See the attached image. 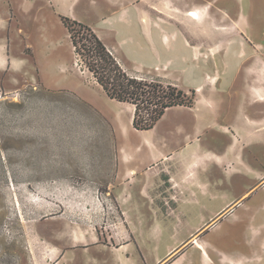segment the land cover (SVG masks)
Masks as SVG:
<instances>
[{
	"label": "crops",
	"instance_id": "1",
	"mask_svg": "<svg viewBox=\"0 0 264 264\" xmlns=\"http://www.w3.org/2000/svg\"><path fill=\"white\" fill-rule=\"evenodd\" d=\"M145 1L46 0L58 13L83 22L75 12L78 3L86 11L98 10V19L85 22L114 54L138 73L194 89L195 102L167 108L146 130L133 127V106L119 102L130 114L128 125L112 119L116 134L125 138L110 181L121 214L120 239L99 242L75 231L76 241L50 248L44 264H69V249L87 251L89 246L110 256L71 264H264V163L255 150L264 146V48L256 47L249 30L239 31L237 13L226 20L235 31L208 33L207 26L218 18L204 17L201 0ZM191 10L199 18H191ZM177 57L193 59L202 73L199 81L182 86L170 76L164 67ZM5 62L0 52V68ZM225 94L234 102L223 111ZM172 110L188 115L165 123ZM209 130L218 135L216 144L205 143ZM131 133L136 141L130 140ZM240 174L245 180L239 192L235 177ZM240 209L248 222L235 225ZM227 214L234 216L231 250L211 239L221 226L218 217ZM223 237L219 232L215 240Z\"/></svg>",
	"mask_w": 264,
	"mask_h": 264
},
{
	"label": "rangeland",
	"instance_id": "2",
	"mask_svg": "<svg viewBox=\"0 0 264 264\" xmlns=\"http://www.w3.org/2000/svg\"><path fill=\"white\" fill-rule=\"evenodd\" d=\"M201 3L204 17L215 14L218 18L207 26L208 33L235 31L226 20L237 13L239 31L249 30L252 41L258 42L256 47L264 48V0ZM83 6L80 2L75 8L83 20L93 23L100 17L98 10L86 11ZM60 16L71 18L46 0H0V52L6 61L0 68V264H44L50 248L76 241L75 231L89 240L106 242L113 237L119 241L123 228L110 181L125 138L116 134L112 119L128 125L130 114L109 99L77 62ZM115 55L125 68L135 71ZM164 69L182 86L199 81L202 75L191 57H177ZM138 74L154 76L146 71ZM225 95L228 102L223 111L234 102ZM187 115L172 110L165 123ZM206 134L205 143L218 142L214 131ZM130 140L136 141L137 136L131 133ZM255 150L264 163V146ZM235 178L240 192L245 177ZM236 215L235 225L247 224L242 209ZM233 217H218L221 226L211 233L212 241L226 250L233 247ZM219 232L225 237L215 240ZM72 248L66 252L69 264L89 256H110L95 246L87 251Z\"/></svg>",
	"mask_w": 264,
	"mask_h": 264
},
{
	"label": "trees",
	"instance_id": "3",
	"mask_svg": "<svg viewBox=\"0 0 264 264\" xmlns=\"http://www.w3.org/2000/svg\"><path fill=\"white\" fill-rule=\"evenodd\" d=\"M60 20L80 66L109 99L133 106L135 129L152 128L169 107L193 106L194 89L186 91L174 82L128 70L89 25L66 16Z\"/></svg>",
	"mask_w": 264,
	"mask_h": 264
},
{
	"label": "bare ground",
	"instance_id": "4",
	"mask_svg": "<svg viewBox=\"0 0 264 264\" xmlns=\"http://www.w3.org/2000/svg\"><path fill=\"white\" fill-rule=\"evenodd\" d=\"M188 15H189L191 18H193V19H195V18H199V13L197 12V10H191V11H189V12H188Z\"/></svg>",
	"mask_w": 264,
	"mask_h": 264
}]
</instances>
